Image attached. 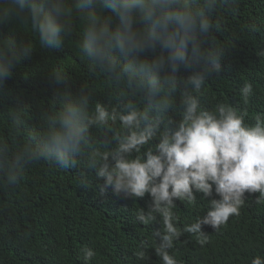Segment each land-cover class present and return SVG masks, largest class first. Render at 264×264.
<instances>
[{
  "label": "clouds",
  "instance_id": "1",
  "mask_svg": "<svg viewBox=\"0 0 264 264\" xmlns=\"http://www.w3.org/2000/svg\"><path fill=\"white\" fill-rule=\"evenodd\" d=\"M239 3L0 0V28L7 29L0 36V100L6 82L37 50L21 30L35 35L42 52L53 53L79 28L78 53L104 85L102 96L87 85L73 87L57 64L43 76L51 106L33 117L18 95L14 106L4 107L0 188L19 187L29 166L46 162L80 169L78 187L94 184L102 202L109 192L131 201L147 196L146 207L134 210L135 222L151 229L133 252L140 264H150L148 249L160 264H179L173 250L185 233L203 247L209 242L203 226L217 231L238 217L246 193H258L254 202L264 203V111L248 118L253 82L239 90L243 106L203 102L207 82L220 76L232 47L213 35L222 31L217 13H235ZM260 27L250 23L246 31ZM257 55L264 58V50ZM198 199L207 202L205 210L181 226L176 202L196 206ZM154 223L159 227L151 228ZM78 258L99 264L88 245ZM249 264H264V254Z\"/></svg>",
  "mask_w": 264,
  "mask_h": 264
},
{
  "label": "trees",
  "instance_id": "2",
  "mask_svg": "<svg viewBox=\"0 0 264 264\" xmlns=\"http://www.w3.org/2000/svg\"><path fill=\"white\" fill-rule=\"evenodd\" d=\"M217 17L222 31L213 35L221 43L232 42V47L222 60L220 76L207 82L203 102L243 106L239 90L245 82L252 81L254 94L247 105L251 119L256 112L264 111V58L257 55L264 50V0H240L237 12H218ZM250 23L261 26L255 34L246 31ZM78 33L79 28L66 41L65 49L51 53L39 49L34 34L21 30L37 50L6 82L0 111L14 106L18 95L29 103L33 117L41 106H51L53 93L43 76L57 64L68 72L73 87L87 85L102 96V78L91 76L87 62L78 53ZM6 34L7 29L0 28V36ZM6 123L0 119V128ZM28 123L31 126L36 121ZM80 171H64L40 162L25 170L19 187L0 188V264H83L78 257L84 245L97 251L99 264H140L133 252L141 239L148 238L151 229L135 222L134 210L146 207L148 197L131 201L109 192L102 202L94 184L87 190L78 187ZM258 195L246 193L240 215L230 217L219 230L203 226L209 236L203 247L194 235L181 236L184 242H177L173 250L179 264H249L254 254H264V203L254 202ZM176 203L182 226L201 215L207 202L198 199L196 206ZM148 255L150 264H160L153 249H148Z\"/></svg>",
  "mask_w": 264,
  "mask_h": 264
}]
</instances>
